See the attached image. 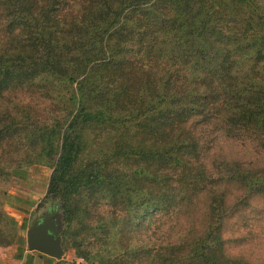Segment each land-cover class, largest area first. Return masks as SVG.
Segmentation results:
<instances>
[{
  "label": "trees",
  "instance_id": "16d2710c",
  "mask_svg": "<svg viewBox=\"0 0 264 264\" xmlns=\"http://www.w3.org/2000/svg\"><path fill=\"white\" fill-rule=\"evenodd\" d=\"M36 164L85 264H258L225 227L264 215V0H0V248L21 243L6 187ZM156 217L178 227L151 246Z\"/></svg>",
  "mask_w": 264,
  "mask_h": 264
},
{
  "label": "rangeland",
  "instance_id": "374dc122",
  "mask_svg": "<svg viewBox=\"0 0 264 264\" xmlns=\"http://www.w3.org/2000/svg\"><path fill=\"white\" fill-rule=\"evenodd\" d=\"M215 143V154L223 158L241 162H259L261 164V157H256L257 151L251 144L242 143L237 140H223L222 138H218ZM21 172L23 173H19L17 177H14L6 187L8 194L6 202L18 209V212L13 213V215L7 214L19 222L21 221V216H25L24 224L19 231L21 243L19 246L11 245L1 248L0 264H18L14 256L17 253L18 247L26 251V229L33 220L43 212H46L50 205L53 208L58 206V216L61 215L60 204L44 198L51 169L42 164H36L30 167H23ZM263 203L262 200H257L253 203V208L255 210H262L264 208L262 206ZM246 216L245 222L233 223L234 221H230L225 227V235L228 237H238L237 241L240 245L238 244L239 246L234 248L236 254L258 264L264 263V215H259V213L255 215V213H250L249 211ZM62 227L63 224L61 222L60 232ZM177 227L174 220L172 221L167 217H156L152 218L151 222L138 235L148 245H164L171 240L172 234L177 230ZM77 262L78 259L75 257L73 251L66 249L65 251L63 250V254L59 260L51 259L48 264H77ZM79 264L85 263L82 261Z\"/></svg>",
  "mask_w": 264,
  "mask_h": 264
},
{
  "label": "water",
  "instance_id": "95a60500",
  "mask_svg": "<svg viewBox=\"0 0 264 264\" xmlns=\"http://www.w3.org/2000/svg\"><path fill=\"white\" fill-rule=\"evenodd\" d=\"M61 215L58 206L50 207L32 221L25 231V248L51 259L59 260L63 254L60 246Z\"/></svg>",
  "mask_w": 264,
  "mask_h": 264
},
{
  "label": "crops",
  "instance_id": "0c3cea01",
  "mask_svg": "<svg viewBox=\"0 0 264 264\" xmlns=\"http://www.w3.org/2000/svg\"><path fill=\"white\" fill-rule=\"evenodd\" d=\"M4 210L8 214H12L15 212H18V209H16L14 206H11L9 203L4 206ZM21 223L16 219L18 226L23 225L25 221V216H21ZM20 223V224H19ZM1 249V248H0ZM5 250V249H3ZM33 251H23L22 252V258L20 261H18V264H24V263H30V264H48L49 261H51V258H48L46 256H39L38 253L33 254Z\"/></svg>",
  "mask_w": 264,
  "mask_h": 264
},
{
  "label": "built area",
  "instance_id": "2783aa9c",
  "mask_svg": "<svg viewBox=\"0 0 264 264\" xmlns=\"http://www.w3.org/2000/svg\"><path fill=\"white\" fill-rule=\"evenodd\" d=\"M82 262V260L81 259H78V262H77V264H79V263H81Z\"/></svg>",
  "mask_w": 264,
  "mask_h": 264
}]
</instances>
